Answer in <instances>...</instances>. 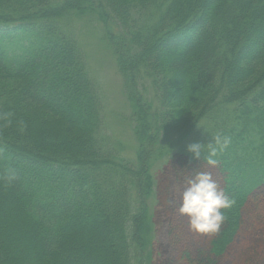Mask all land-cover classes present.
<instances>
[{
	"label": "trees",
	"instance_id": "obj_1",
	"mask_svg": "<svg viewBox=\"0 0 264 264\" xmlns=\"http://www.w3.org/2000/svg\"><path fill=\"white\" fill-rule=\"evenodd\" d=\"M87 12L104 22L135 109L134 158L104 126L69 20ZM4 112L0 174L18 175L0 181V264H152V160L202 171L207 153L193 159L188 145L220 134L231 142L216 157L219 187L236 203L217 235L196 245L187 232L178 246L185 264H218L248 200L264 222V0H0ZM249 247H234L248 255L237 264L261 263Z\"/></svg>",
	"mask_w": 264,
	"mask_h": 264
},
{
	"label": "rangeland",
	"instance_id": "obj_2",
	"mask_svg": "<svg viewBox=\"0 0 264 264\" xmlns=\"http://www.w3.org/2000/svg\"><path fill=\"white\" fill-rule=\"evenodd\" d=\"M69 18L80 45L88 55L91 75L99 88L104 126L110 135L119 140L123 153L134 158L138 145L134 132L135 123L132 120L135 109L126 95L124 79L119 72L114 49L105 37L104 22L99 21L92 12L71 14ZM151 165L156 179V197L151 207L155 225L152 264H185L181 258V247H178L179 238L183 242L187 232H190L191 242L196 245L204 243L207 239V236L191 231L188 217L178 212L182 204L183 190L187 186L186 179L197 172H210L212 178L220 185L218 170L216 167L205 165L202 171H198L199 166L188 162L182 156H175L169 161L156 157ZM254 210L253 200H248L243 211L242 232L236 237L235 244L229 249L227 256L219 260L218 264H237L236 259L244 261L248 255L239 254L240 257L236 258L239 251L234 248L237 246L239 249L243 244L248 248L253 244L259 247V262L264 264V222H257ZM186 226L189 229L183 231L182 228Z\"/></svg>",
	"mask_w": 264,
	"mask_h": 264
},
{
	"label": "clouds",
	"instance_id": "obj_3",
	"mask_svg": "<svg viewBox=\"0 0 264 264\" xmlns=\"http://www.w3.org/2000/svg\"><path fill=\"white\" fill-rule=\"evenodd\" d=\"M12 113H0V121H4V127L11 125ZM20 131L27 127L23 121H18ZM231 138L216 134L207 144L192 143L188 145V151L193 154V159H203L208 166L215 167L219 161L216 158L230 144ZM3 149H0V153ZM17 171L8 168L0 174V181L11 184L17 178ZM186 187L182 193V204L178 209L180 215L189 219L190 230L197 235L212 237L219 233L226 217L222 209H230L236 203L234 198H229L212 178L210 172H197L186 179Z\"/></svg>",
	"mask_w": 264,
	"mask_h": 264
}]
</instances>
